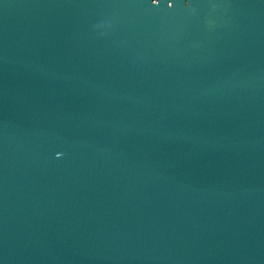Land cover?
Returning <instances> with one entry per match:
<instances>
[{
  "label": "water",
  "instance_id": "obj_1",
  "mask_svg": "<svg viewBox=\"0 0 264 264\" xmlns=\"http://www.w3.org/2000/svg\"><path fill=\"white\" fill-rule=\"evenodd\" d=\"M0 264H264V0H0Z\"/></svg>",
  "mask_w": 264,
  "mask_h": 264
}]
</instances>
